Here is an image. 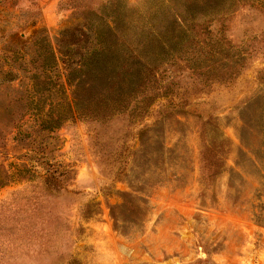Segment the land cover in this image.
I'll return each instance as SVG.
<instances>
[{"label": "rangeland", "instance_id": "obj_1", "mask_svg": "<svg viewBox=\"0 0 264 264\" xmlns=\"http://www.w3.org/2000/svg\"><path fill=\"white\" fill-rule=\"evenodd\" d=\"M73 259L264 264V0H0V264Z\"/></svg>", "mask_w": 264, "mask_h": 264}, {"label": "trees", "instance_id": "obj_2", "mask_svg": "<svg viewBox=\"0 0 264 264\" xmlns=\"http://www.w3.org/2000/svg\"><path fill=\"white\" fill-rule=\"evenodd\" d=\"M95 53V52H93ZM62 63H66V66L68 67L69 70L72 69V62H67V60H64ZM87 64H83L82 65V60L77 62L76 66L80 69V68H83L84 66H86ZM44 184L46 185V188L48 190H55L57 189V184L55 183V179L52 178V174H49L44 178ZM77 261H75L74 259L71 261V262H68V264H76Z\"/></svg>", "mask_w": 264, "mask_h": 264}]
</instances>
